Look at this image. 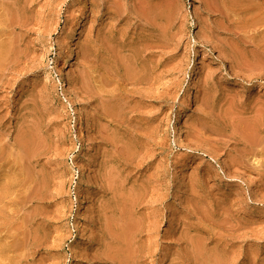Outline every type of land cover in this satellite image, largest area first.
<instances>
[{"label":"rangeland","instance_id":"1","mask_svg":"<svg viewBox=\"0 0 264 264\" xmlns=\"http://www.w3.org/2000/svg\"><path fill=\"white\" fill-rule=\"evenodd\" d=\"M0 49V264L129 215L135 264H264V0H0Z\"/></svg>","mask_w":264,"mask_h":264},{"label":"bare ground","instance_id":"2","mask_svg":"<svg viewBox=\"0 0 264 264\" xmlns=\"http://www.w3.org/2000/svg\"><path fill=\"white\" fill-rule=\"evenodd\" d=\"M256 3H260L261 2V0H254ZM150 20V19H149ZM151 22H153V21H151ZM86 26V22L83 20V21H81L80 22V24L78 25V29L77 30H74L70 35H69V37H68V39H67V43H66V48H67V52H68V54L70 55V59H69V61H68V65H67V67H73L74 66V64H75V62L77 61V60H79L80 59V53H79V51H78V49H77V37H76V35L78 34V33H80V32H82V30H83V28ZM5 51L6 50H4V49H0V61L4 58V55H5ZM8 53V52H7ZM4 59H6V56H5V58ZM3 59V60H4ZM60 59V56H59V58H58V60ZM3 62H5V61H3ZM2 62V63H3ZM1 63V64H2ZM0 64V65H1ZM127 73H128V71H127ZM128 78H130L129 76H128ZM132 79V78H131ZM119 110V109H118ZM118 113V112H117ZM112 115V114H111ZM102 133V132H101ZM26 140H27V138H25ZM21 141H22V139H20ZM18 141V140H17ZM26 142H30V140L28 139ZM32 142V141H31ZM19 144H21V143H18V145ZM24 144V143H23ZM32 144V143H31ZM25 145V144H24ZM27 146H28V144H26ZM22 147H23V145H22ZM24 148V147H23ZM26 148V147H25ZM24 148V149H25ZM27 149V148H26ZM29 149V148H28ZM28 149L26 150V151H28ZM30 149H32V148H30ZM22 150V149H21ZM18 151V149L16 150V152ZM30 151V150H29ZM28 151V152H29ZM15 152V153H16ZM1 154H2V150H1V152H0ZM8 154H9V152H7ZM11 154V155H14V156H16V154ZM19 153V152H18ZM17 153V154H18ZM21 153H22V151H21ZM20 154V153H19ZM29 154V153H28ZM24 155V154H23ZM3 158H4V156H2ZM21 158H22V156H20ZM27 157V156H26ZM3 158L2 159H0V160H3ZM11 158H12V160H13V157L11 156ZM16 158V157H15ZM21 158H20V161H21ZM25 158V157H24ZM28 158V157H27ZM26 158V159H27ZM15 161V160H14ZM13 161V162H14ZM18 161V160H17ZM19 162V161H18ZM27 162V161H26ZM27 168V167H26ZM25 168V169H26ZM25 169H24V172L25 173H27L28 171L26 170L25 171ZM28 169V168H27ZM29 170V169H28ZM21 171V170H20ZM30 174V173H29ZM81 175H84V172H83V170H81ZM110 176V175H109ZM14 178V177H13ZM25 178V177H24ZM27 178V181H28V176L26 177ZM11 180V179H10ZM24 182H25V180H24ZM28 183H30L29 181H28ZM107 183V182H106ZM109 184V183H108ZM113 184V183H112ZM111 184V185H112ZM29 185V184H28ZM110 185V186H111ZM27 187V186H26ZM29 187V186H28ZM108 187V186H107ZM131 187V186H130ZM2 188V187H1ZM131 190H132V187H131ZM131 192V191H130ZM133 192V191H132ZM123 193V192H122ZM121 193V194H122ZM128 193H129V190H128ZM127 193V195H129ZM121 194H119L120 196H121ZM125 196V195H124ZM132 196V195H131ZM128 197V196H127ZM131 198V197H130ZM129 198V199H130ZM133 198H135V196L133 197ZM132 198V199H133ZM136 200V199H135ZM135 200H134V202H135ZM125 200H123L122 202H124ZM133 201V200H132ZM131 201V202H132ZM115 202V201H114ZM116 203V202H115ZM125 203V202H124ZM123 205V204H122ZM124 205H126V203L124 204ZM129 205V204H128ZM131 206L133 205V204H130ZM129 205V206H130ZM135 205V204H134ZM128 206V207H129ZM123 207V206H122ZM126 206H124L123 208H125ZM87 208V206H86V201L84 200V198L83 197H81L80 198V201H79V210L81 211V210H85ZM118 208V207H117ZM122 208V209H123ZM119 209V208H118ZM130 210H131V208H129ZM120 210V209H119ZM118 210V211H119ZM130 210H128L129 212H130ZM120 211H122L123 212V214H124V211L123 210H120ZM119 211V212H120ZM128 214H130V213H128ZM127 214V215H128ZM124 216V215H123ZM151 216V215H150ZM106 217V216H105ZM132 216H128V217H125V218H123V219H125V220H123L124 222H122L121 224V227L119 228V231H118V233H114L113 235H111L112 233V230H114V229H112L111 231H110V229H109V225H107L106 227H108V229H109V231H107V235H108V237L109 238H111V241H112V245H108V246H111V252L109 253H105L107 256H109V258H111V261H109V263L110 264H135V262H133V259H132V255H131V250H130V246H131V241L133 240V239H131L132 238V235H133V229H134V227H133V225L131 224V223H129V221H135L136 222V220L135 219H130ZM111 218H113L114 219V216L112 217L111 216ZM117 218V217H116ZM133 218V217H132ZM118 219H120V218H118ZM118 219H116L115 221H116V223H117V220ZM106 221H107V218L105 219ZM129 220V221H128ZM109 221V220H108ZM111 221V220H110ZM121 222V221H120ZM120 222H119V226H120ZM105 223H107L108 224V222H105ZM137 224H138V222H137ZM106 225V224H105ZM110 225H111V222H110ZM114 225H115V222H114ZM141 225V224H140ZM140 225H139V227H140ZM135 226V225H134ZM111 227V226H110ZM113 227V226H112ZM136 227V226H135ZM138 228V227H137ZM136 228V232H137V229ZM136 235V234H135ZM183 235V234H182ZM135 237V236H134ZM134 240H135V238H134ZM190 242V241H189ZM141 243V242H140ZM107 247V246H106ZM133 247H135V248H133L132 250H134V249H136L135 251L137 252V247H136V245H134ZM109 248V247H108ZM198 250H200L201 252H203L201 249H197V251ZM136 253H134V255H135ZM200 254V252L198 251V254H196V257L195 258H197L198 256L197 255H199ZM202 254V253H201ZM143 255V254H142ZM102 257H104V255L102 256ZM140 258V257H139ZM206 258V261H207V257H205ZM204 258V259H205ZM135 259V258H134ZM194 259V258H193ZM209 259V258H208ZM107 261H108V259H107ZM192 261V260H191ZM194 261V260H193ZM204 261V260H203Z\"/></svg>","mask_w":264,"mask_h":264}]
</instances>
